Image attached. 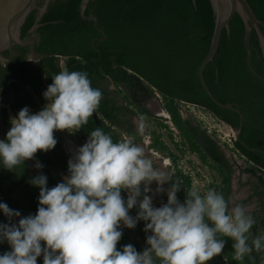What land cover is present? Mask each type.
Here are the masks:
<instances>
[{
	"label": "trees",
	"instance_id": "16d2710c",
	"mask_svg": "<svg viewBox=\"0 0 264 264\" xmlns=\"http://www.w3.org/2000/svg\"><path fill=\"white\" fill-rule=\"evenodd\" d=\"M82 1L53 0L40 19L38 7L30 10L21 27L23 44L2 52L0 92L4 103L16 116L25 106L32 112L39 108L34 95L43 98L53 82L52 76L62 70L87 72L92 87L102 91L103 99L78 134L87 141L92 130L101 128L114 142L128 138L140 143L145 133L139 135L134 117L145 116L151 122L150 145L172 159L169 173L172 182L181 186L177 193L181 202L193 180L179 166L180 153L189 150L197 154L203 165L215 171L220 181L210 182L205 190L222 194L229 206L233 173L235 166H239L242 173L255 178L251 181L250 198L257 199V207L248 212L255 220L250 237L264 234V83L248 65L242 16L236 13L230 30H223L218 50L204 69L212 93L220 101L238 106L239 112L216 104L200 80L199 67L210 49L216 26L211 0H90L84 14ZM248 1L263 22L264 31V0ZM251 46L253 66L264 76V55L256 29ZM157 93L171 123L146 107V102ZM178 99L202 105L234 128H241L231 150L246 159V166L231 161L216 141L208 139V146H202L195 137L197 129L191 119L182 115ZM4 110L6 139L11 116ZM171 127L179 133L180 142ZM55 137L58 143L53 150L39 151L35 160H28L13 171L0 164V203L18 210L21 217L34 215L38 209L40 189L29 183L30 178L44 174L51 188L68 174L70 154L63 140L56 134ZM36 161L44 167L35 168ZM165 186L156 207L167 202L170 185ZM122 195L127 199V192ZM137 212L134 207L130 215L136 216ZM20 218L11 222L17 223ZM0 223H9L2 210ZM144 226L143 220L134 229L122 225L118 249L132 244L142 252L147 246L146 236L151 234L145 233ZM218 239L226 241L225 248L208 264H264V252L253 250L250 256L238 261L234 258V241L219 235ZM10 250L6 241L0 243V254ZM38 264H43L42 256Z\"/></svg>",
	"mask_w": 264,
	"mask_h": 264
},
{
	"label": "clouds",
	"instance_id": "9594fccd",
	"mask_svg": "<svg viewBox=\"0 0 264 264\" xmlns=\"http://www.w3.org/2000/svg\"><path fill=\"white\" fill-rule=\"evenodd\" d=\"M43 96L46 106L30 112L25 106L10 118L6 139L0 140V164L12 170L35 160L39 151L53 150L56 131L75 133L88 124L98 109L103 93L93 88L88 73L62 70L52 76ZM138 133L143 136L145 125ZM35 168L44 165L36 161ZM155 193L167 189V202L153 204ZM37 186L36 214L21 217L18 210L0 203L9 223H0V243L10 251L0 254V264H208L220 255L226 241H234V258L264 252V234L250 237L255 220L243 205L229 201L214 190L201 194L195 183L186 189L184 202L178 199L181 186L161 170L145 147L132 139L114 142L101 128L92 130L87 141L68 161V174L49 188L44 174L30 178ZM122 192H127V199ZM142 197V199H141ZM138 208L136 216L130 210ZM14 217H21L12 223ZM145 222L146 247L132 244L118 249L121 226L134 229ZM251 238V243L249 240Z\"/></svg>",
	"mask_w": 264,
	"mask_h": 264
},
{
	"label": "water",
	"instance_id": "95a60500",
	"mask_svg": "<svg viewBox=\"0 0 264 264\" xmlns=\"http://www.w3.org/2000/svg\"><path fill=\"white\" fill-rule=\"evenodd\" d=\"M89 1L90 0L82 1L81 11L83 14ZM33 2L34 0H0V56L6 49H10L11 51H13V46L15 44H23L21 40V27L28 13L33 8ZM211 2L214 9L216 26L210 49L199 67L200 80L205 91L216 104L220 105L221 107L233 109L240 112L238 106L234 105L233 103H224L212 93L205 80L204 69L206 65L214 58L218 50L223 30L225 28L228 31L230 30V21L236 13H239L242 16L246 26L245 43L248 51V65L252 72L256 76H258L264 83V76L261 75L253 66V49L251 46L252 32L254 29H256L259 34L264 55V31L262 29L263 22L257 17L248 0H211ZM45 8L46 7L40 9L38 19H40L43 15ZM26 44L31 43L28 42ZM5 105L6 104L4 103L0 92V140L3 139L5 130ZM183 116L185 118L188 117V115L186 114H183ZM240 132L241 128L237 129L238 136ZM17 218L20 217H14L13 219Z\"/></svg>",
	"mask_w": 264,
	"mask_h": 264
},
{
	"label": "rangeland",
	"instance_id": "374dc122",
	"mask_svg": "<svg viewBox=\"0 0 264 264\" xmlns=\"http://www.w3.org/2000/svg\"><path fill=\"white\" fill-rule=\"evenodd\" d=\"M3 60H4V57L0 56V61H3ZM34 96L39 104V108L37 110L32 109L31 111L33 113H36L42 110L46 106L48 101L44 98V96L42 99L39 98L37 95H34ZM4 108L8 110L11 117L16 116L11 110V108L9 107V105H5ZM149 109L154 114L168 117L167 112L162 107V99L160 95H157L151 100ZM192 118L195 119L194 117ZM134 121H135L137 130L141 123L145 125L144 140L137 144L145 147L146 153H148L153 158L154 163L157 167H159L161 170L168 172L173 162L168 156L165 155V153L155 150L150 145L151 140H150L149 132H150L151 125L149 124L151 122L149 120L144 119L141 116H136L134 118ZM167 123H170V122L167 121ZM171 128L174 130L173 134L175 138L179 140L180 142L182 138L179 136V133H177V131L173 127ZM55 134L63 140L64 145L68 153L70 154V158L74 156L77 148L82 146L86 142V140L81 136V134H78L77 132L70 133L69 131L65 130V131H56ZM166 140H168L167 137H166ZM232 152H228V156L230 157V159L236 160L238 165L246 166L247 164L246 159H244V157L240 156L238 153H235L234 151ZM179 156H180L179 157L180 167L186 170H190L194 172L195 174H197L195 184L199 186L201 193L206 192L205 189L207 188L210 182L220 181L219 178H216L217 175L215 174V171L213 173L211 169H208V167L203 165L198 160V157L195 153H192L189 150H187L184 154L180 153ZM189 160H191L192 163H189ZM235 167H236V171L234 172L233 183H232L233 185H232V193L230 197V205H231L230 208L235 206V204H240V205H243L246 208V210L249 212L251 210H254L257 207V199L255 197L250 198V195L252 193L250 182L252 180L255 181V178H250V175L248 173H242L238 169L239 166H235ZM197 172H199L200 175ZM156 187H157L156 183L153 182L151 185L153 192H151L150 195L153 196V204L155 207L157 204V198L161 195V193H155ZM164 188H165V185H164Z\"/></svg>",
	"mask_w": 264,
	"mask_h": 264
},
{
	"label": "built area",
	"instance_id": "2783aa9c",
	"mask_svg": "<svg viewBox=\"0 0 264 264\" xmlns=\"http://www.w3.org/2000/svg\"><path fill=\"white\" fill-rule=\"evenodd\" d=\"M179 107L182 115L186 114L190 117H194L209 134L214 136L230 150L234 149L238 134L237 129L231 124L215 115L211 110L196 103L179 100ZM236 153H238V151H236ZM183 170L191 176L193 183H195L197 174L184 168Z\"/></svg>",
	"mask_w": 264,
	"mask_h": 264
},
{
	"label": "flooded vegetation",
	"instance_id": "af4514ba",
	"mask_svg": "<svg viewBox=\"0 0 264 264\" xmlns=\"http://www.w3.org/2000/svg\"><path fill=\"white\" fill-rule=\"evenodd\" d=\"M51 1H53V0H34V2H33V7H38V9H39V12H38V15H39V13H40V9H42V8H44V7H46L45 8V11H46V9H47V7H48V5L50 4V2ZM39 2H42L41 3V5H39L38 6V3ZM44 11V12H45ZM2 56V55H1ZM157 95H160V93H157ZM154 97H156V96H153V97H151L147 102H146V107L149 109V105H150V103H151V100L154 98ZM179 100L180 99H178V102H179ZM162 107H163V109H164V106H163V103H162ZM150 110V109H149ZM151 111V110H150ZM166 111V110H165ZM152 112V111H151ZM167 112V111H166ZM167 114H168V122H172V120H171V117H170V115H169V113L167 112ZM136 117V116H135ZM134 117V118H135ZM144 117V119H145V116H143ZM187 118H189V119H191V123H192V125L193 126H195L196 127V129H197V132H196V134H195V137H196V139L199 141V143L202 145V146H204V147H206V146H208V139H211V140H213V141H216L217 142V144L220 146V148L223 150V152L225 153V155L228 157V158H230L229 156H228V152H232V151H234V150H230L227 146H224L220 141H218L214 136H212L211 134H209L206 130H204L203 129V127L201 126V124L198 122V121H195L192 117H190V116H188ZM134 123H135V121H134ZM135 128H136V125H135ZM136 130H137V128H136ZM151 130V129H150ZM138 131V130H137ZM149 136H150V140H151V135H150V133H149ZM235 153H236V151H234ZM233 153V152H232ZM197 155V154H196ZM197 157H198V160L202 163V161L200 160V158H199V156L197 155ZM170 158V157H169ZM171 159V158H170ZM171 161H172V159H171ZM231 161H236V160H233V159H231ZM172 165H173V163H172ZM207 167V166H206ZM172 168V166L170 167V169ZM236 168V167H235ZM239 170H240V168H238ZM170 171V170H169ZM168 171V172H169ZM236 171V170H235ZM250 175V174H249ZM233 177H234V173H233ZM250 178H254V177H252V175H250ZM253 181V180H252ZM232 183H233V178H232ZM251 183V182H250ZM166 185V184H165ZM233 185V184H232ZM252 187V186H251ZM165 190H166V186H165ZM252 190V189H251ZM162 194V193H161ZM231 206V205H230Z\"/></svg>",
	"mask_w": 264,
	"mask_h": 264
}]
</instances>
